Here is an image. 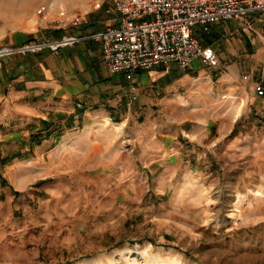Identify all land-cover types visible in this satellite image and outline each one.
I'll use <instances>...</instances> for the list:
<instances>
[{
  "label": "rangeland",
  "instance_id": "374dc122",
  "mask_svg": "<svg viewBox=\"0 0 264 264\" xmlns=\"http://www.w3.org/2000/svg\"><path fill=\"white\" fill-rule=\"evenodd\" d=\"M107 2L0 0L1 75ZM163 98L86 112L49 139L43 121L62 113L37 102L0 124V264H264V131Z\"/></svg>",
  "mask_w": 264,
  "mask_h": 264
},
{
  "label": "crops",
  "instance_id": "0c3cea01",
  "mask_svg": "<svg viewBox=\"0 0 264 264\" xmlns=\"http://www.w3.org/2000/svg\"><path fill=\"white\" fill-rule=\"evenodd\" d=\"M251 19L253 33L245 32L235 21L194 30L211 65L194 61L185 72L175 66L139 71L128 82L121 75L108 73L101 45L91 38L118 26L113 5L89 3L82 10L77 25L62 28L54 36L58 42L62 38L78 39L77 44L61 47L57 52L42 51L10 59L9 66L4 61L3 76L0 73V118L4 119H0V124L4 125L19 113L26 117L28 105L37 102V110L62 113L57 123L43 121L46 123L43 130L49 139L60 123L73 129L77 120V125L81 126V117L86 112H104L124 106L130 112L131 104L134 111H141L142 107L161 105V100L158 101L161 95H171L173 98H163L166 106L168 103L171 107V102H195L207 107L212 101V104L243 111L239 118L245 117L259 131H264V96L255 93L257 86L264 92V13L254 14ZM237 120L235 117L228 135Z\"/></svg>",
  "mask_w": 264,
  "mask_h": 264
},
{
  "label": "built area",
  "instance_id": "2783aa9c",
  "mask_svg": "<svg viewBox=\"0 0 264 264\" xmlns=\"http://www.w3.org/2000/svg\"><path fill=\"white\" fill-rule=\"evenodd\" d=\"M112 2L118 26L91 38L101 45L104 65L110 75H121L128 82L139 71L175 66L185 72L194 61L205 66L211 60L194 34L198 27L235 21L247 33H253L251 16L264 13V0H96ZM79 22L73 23L77 25ZM79 42L62 38L47 45L26 47L21 53L57 52ZM12 52L0 53L8 55ZM131 92L134 89L131 88ZM264 96L260 86L255 88ZM135 100V97H132Z\"/></svg>",
  "mask_w": 264,
  "mask_h": 264
}]
</instances>
